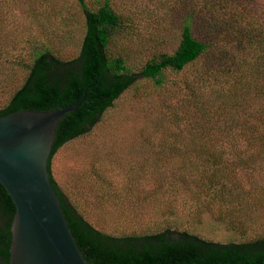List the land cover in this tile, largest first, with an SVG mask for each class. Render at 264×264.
Instances as JSON below:
<instances>
[{"label":"rangeland","instance_id":"obj_1","mask_svg":"<svg viewBox=\"0 0 264 264\" xmlns=\"http://www.w3.org/2000/svg\"><path fill=\"white\" fill-rule=\"evenodd\" d=\"M83 1L94 9L101 0ZM108 1L131 23L115 40L113 52L138 68L152 53L175 49L182 15L194 0ZM200 15L193 28L195 36L211 43L200 59L179 73L167 72L159 89L149 81L136 82L88 133L65 143L51 160L52 176L62 193L103 233L129 235L158 230L160 219L172 208L178 211L179 219L186 218L181 211L183 199L177 202L167 194L171 180L167 177L182 173V163L168 157L162 163L158 157L163 146L183 148L195 133L194 123L205 120V148L208 152L218 149L228 161L218 172L228 187L216 195L221 202L214 203L212 213L200 216L194 233L218 243L264 238V74L259 73L250 55L241 48L236 50L241 46L237 39H222L225 41L214 46L210 40L221 39L224 32L219 29L209 35L204 30L207 16ZM83 31L84 19L76 0H0V106L7 100L11 85L17 86L25 76L7 61L20 57L27 62L31 43L47 45L60 60L73 59ZM204 67L220 73V102L215 99L217 84L203 75ZM186 87L199 93L198 102L206 108L201 119L196 108H190ZM224 100L237 105L229 109L222 105ZM186 110L188 120L175 123L171 116ZM229 125L233 130L228 133ZM223 136V141L229 140L233 147L215 146ZM249 137L253 140L251 150L247 147ZM190 147L186 145V149ZM236 148L244 154L235 155ZM238 158L242 164L237 163ZM194 171L192 175L198 172ZM209 197L197 200V205L207 209L214 199ZM219 211L222 223L213 220ZM185 227L182 224L180 228Z\"/></svg>","mask_w":264,"mask_h":264},{"label":"trees","instance_id":"obj_2","mask_svg":"<svg viewBox=\"0 0 264 264\" xmlns=\"http://www.w3.org/2000/svg\"><path fill=\"white\" fill-rule=\"evenodd\" d=\"M76 2L84 19V31L77 56L70 60H60L51 53L47 45L25 41L33 46L29 60L26 62L23 58L16 57L7 61L14 68L23 71L25 76L17 86L11 85L7 100L0 106V116L18 111L47 112L61 109L77 103L85 91V100L81 105L63 115L57 123L46 163L48 181L59 200L66 225L84 261L87 264H264V238L218 243L194 233L195 225L200 223V216L212 213L214 203L221 202L220 199H215L216 195L218 196L222 187H228L221 176L218 177L220 168H226L228 161L224 159L223 153L217 152L218 149L208 152L205 148L206 139L202 135L205 120L194 123L195 133L186 143L191 145L190 148L186 149V145L180 148L173 144L161 147L164 149L158 160L164 163L168 157L182 163V173L167 177L171 178L167 183V194L177 202L178 198L183 199L181 211L186 213V218L179 219L178 211L168 206L172 209H167V215L163 220L160 219L158 230L129 235H109L99 231L68 201L51 172V160L58 149L88 133L128 88L139 80H145L159 89L165 83L167 72L179 73L206 53L211 43L195 36L193 29L196 20L202 18L201 12L207 16L204 30L209 35L213 31L224 32L221 39L210 40L214 46L225 41L222 39H237L241 46L236 47V50L241 48L250 55L255 60L259 73L264 74V0L192 1L188 5L189 9L182 15L175 49L171 53H152L138 68L128 65L122 54L113 52L115 40L124 35L131 24L129 18L117 13L108 0L99 1L94 9L87 8L83 0ZM1 48L2 45L0 51ZM203 75L217 84L215 99L220 102L217 99L221 89L219 71L204 67ZM185 90L188 91L190 108H196L201 119L206 108L198 102L199 93L193 87H186ZM231 90L234 91L233 86ZM234 104L230 105L225 100L222 103L229 109L237 105ZM213 106L214 111H217L214 103ZM188 117L187 110L171 116L175 123L187 121ZM210 127H213V123H210ZM197 129L199 132L196 135ZM231 130L233 128L229 125L227 132ZM222 138L216 147L222 144L232 146L229 140L223 141L225 136ZM216 141L215 139L214 142ZM252 144L253 140L249 137L247 147L250 150ZM233 152L235 155L244 154L242 149L237 148ZM237 163L242 164L241 159L238 158ZM192 170L198 171H194L196 175L191 174ZM207 197L214 198L207 209L199 207L197 200ZM219 206L216 205V208ZM13 214L14 206L0 186V264H9ZM213 220L222 223L220 211L213 216ZM182 224L187 227L180 228Z\"/></svg>","mask_w":264,"mask_h":264},{"label":"water","instance_id":"obj_3","mask_svg":"<svg viewBox=\"0 0 264 264\" xmlns=\"http://www.w3.org/2000/svg\"><path fill=\"white\" fill-rule=\"evenodd\" d=\"M84 100L85 91L61 109L0 116V186L14 206L9 264H87L46 172L57 123Z\"/></svg>","mask_w":264,"mask_h":264}]
</instances>
